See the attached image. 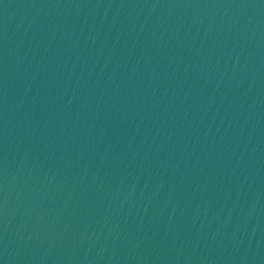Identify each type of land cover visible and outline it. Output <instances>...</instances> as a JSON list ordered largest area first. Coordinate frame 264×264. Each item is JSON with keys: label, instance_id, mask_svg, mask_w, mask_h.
I'll return each mask as SVG.
<instances>
[{"label": "water", "instance_id": "95a60500", "mask_svg": "<svg viewBox=\"0 0 264 264\" xmlns=\"http://www.w3.org/2000/svg\"><path fill=\"white\" fill-rule=\"evenodd\" d=\"M0 109L264 262V0H0Z\"/></svg>", "mask_w": 264, "mask_h": 264}]
</instances>
